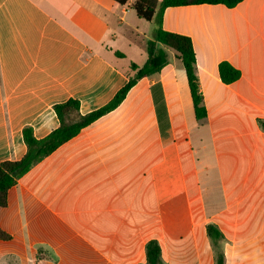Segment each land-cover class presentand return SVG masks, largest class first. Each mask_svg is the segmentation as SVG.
<instances>
[{"label":"crops","instance_id":"crops-1","mask_svg":"<svg viewBox=\"0 0 264 264\" xmlns=\"http://www.w3.org/2000/svg\"><path fill=\"white\" fill-rule=\"evenodd\" d=\"M133 2L0 0V163L26 155V127L38 139L59 127L56 104L95 111L145 64L155 24ZM163 28L192 39L207 117L169 50L9 191L0 264H150L151 241L160 264H264V0L167 8ZM223 61L238 80L222 81Z\"/></svg>","mask_w":264,"mask_h":264},{"label":"trees","instance_id":"trees-1","mask_svg":"<svg viewBox=\"0 0 264 264\" xmlns=\"http://www.w3.org/2000/svg\"><path fill=\"white\" fill-rule=\"evenodd\" d=\"M120 5H127L130 0H114ZM244 0H134L132 8L137 16L155 24L154 40L148 42V59L143 66L131 64L134 75L128 83L120 89L114 98L105 106L82 114L80 102L69 99L54 106L55 113L60 125L48 136L42 139L35 137L33 129L26 127L23 131L24 141L27 145L26 155L17 161H6L0 163V208H4L8 202L9 191L16 185L17 181L28 173L34 166L50 156L62 145L72 140L80 132L118 108L126 99L130 90L143 78L160 72L167 64L169 50L176 53L182 61L186 71L190 92L192 96L194 112L197 120L207 117V109L204 105V97L200 91L199 79L196 73V54L192 39L189 36L167 31L163 28V16L167 8L190 6V5H225L234 8ZM221 79L230 84L238 80L241 72L232 64L223 61L219 65ZM264 127V122H262ZM208 233L213 238H220V232L213 226H208ZM0 239L10 240L11 236L0 229ZM148 257L150 264L161 263V250L156 241L148 244ZM218 264H224L222 257Z\"/></svg>","mask_w":264,"mask_h":264},{"label":"rangeland","instance_id":"rangeland-1","mask_svg":"<svg viewBox=\"0 0 264 264\" xmlns=\"http://www.w3.org/2000/svg\"><path fill=\"white\" fill-rule=\"evenodd\" d=\"M135 40H136V45H135L134 49L133 50L128 49V52H129L131 57L135 58L136 60H141L140 59V53H141L140 50L147 48V44H146L147 41L145 40V38L143 36H141V38H138V39L135 38ZM171 53H173V51Z\"/></svg>","mask_w":264,"mask_h":264}]
</instances>
